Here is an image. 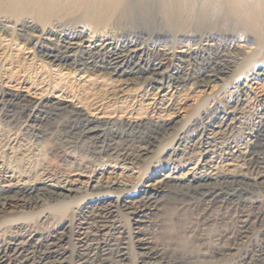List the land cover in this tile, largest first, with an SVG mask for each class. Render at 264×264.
Here are the masks:
<instances>
[{"label":"rangeland","instance_id":"1","mask_svg":"<svg viewBox=\"0 0 264 264\" xmlns=\"http://www.w3.org/2000/svg\"><path fill=\"white\" fill-rule=\"evenodd\" d=\"M256 10L261 13L260 9ZM0 17L7 25L6 32L0 30V90L28 95L34 104L42 101L50 115L47 121H40L42 127L37 128L32 124L33 118L24 115L26 113L17 110L15 120H11L5 110H0V191L40 182L49 189L70 193L66 201L75 200L63 211L54 210L55 202L26 209L16 202L0 206L1 222L19 218L17 214L21 210L29 214L25 215L27 218L23 216L25 219L22 217L24 223L8 221L0 226V245H14L27 237L26 240L30 238L28 242L35 246L45 243L56 231L66 235L59 253L47 256L33 248L26 256L5 258L4 263L101 264L93 255L79 260V252L84 249L80 241L87 234L96 233L89 224L95 225L94 215L86 219L83 216L85 200L82 196L99 188L113 191V196L118 191L146 190L147 194L136 193V198L153 197L144 212L134 214L118 206L104 218V237L113 248L112 260L118 264H264V247L247 252L255 239L264 245V30L261 26L247 29L232 13L225 12L223 19L231 26L210 29L193 24L191 30L195 37L183 41H180L177 28L169 27L171 41L168 45L155 43L160 53L169 51L163 59L166 80L163 86H152L138 80L114 82L90 70L50 64L37 54L30 37L16 35L15 17L9 18L6 10ZM26 28L31 35L37 36L41 25ZM209 32H213L214 37L208 38ZM89 33L87 29L85 35ZM206 43L213 45L207 47ZM186 47L195 48L196 52L186 55L183 52ZM153 58L157 56L152 54ZM213 63L231 65L232 71L203 80ZM176 75L183 80L182 84L176 83ZM214 107H219L220 114L212 121L229 123L230 130L226 138L202 147L195 142L201 132L209 128L204 123L205 116ZM59 110L62 114L55 116ZM77 112L85 113L93 124L105 130L106 140L97 142L98 138H92L84 144L85 134L67 128L68 120ZM153 121H161L172 128L152 146L147 137ZM193 121L202 124L201 131L198 130V135L194 131L186 136L182 140L183 152L170 156L179 135ZM111 127L116 131L112 132ZM33 132L36 133L33 135ZM257 142L263 145L256 152L261 160L253 165L248 162V155ZM110 147H116L115 151H109ZM148 147L151 152L144 155ZM71 178L73 183L67 181ZM236 179L249 180L246 190L249 192L227 196L229 199L220 202H207L195 188L203 181ZM166 183L183 188V195L158 192L157 189ZM110 199L108 202L115 203L116 196ZM251 200L255 201L253 205ZM50 206L51 209L37 215L38 211ZM245 214L249 215L246 226L241 221ZM145 247L147 249H143ZM121 248L125 255L124 260L119 261ZM152 250L160 252V257L150 258V254H144Z\"/></svg>","mask_w":264,"mask_h":264},{"label":"bare ground","instance_id":"2","mask_svg":"<svg viewBox=\"0 0 264 264\" xmlns=\"http://www.w3.org/2000/svg\"><path fill=\"white\" fill-rule=\"evenodd\" d=\"M1 7L6 10V15L9 18L15 17L14 23L15 25H17L16 35L19 37H30L31 40H33L34 49H36L37 54H39L41 57L46 58L47 62H49L50 64L58 63L68 67L74 66V67H79L81 69H86L88 71L90 70L92 71V74L95 73L96 75H98V77H109V79H113L114 82L138 80L140 82H147L152 86L155 85L163 86L164 81L166 80L167 74L166 71L164 70L163 59L165 58L166 55H168L169 51L167 52L165 50L162 51V53H160L158 51L160 48L158 49L155 46V43H161L162 46L168 45V43L171 41V37L169 34L170 31H167L169 27L177 28L176 31L179 32L178 35L179 37H181L180 41H183L195 37V34L193 35V32L191 30V26H193V24L199 27L206 26V28H210V29L211 28L214 29L219 25L220 26L223 25L224 27L231 26V23L226 22L225 19H223L224 13L230 12L234 15V17H236L237 21L245 28L255 30L259 26H261L262 29L264 30V0H0V15L1 12H5V10H2ZM257 8L261 10V13L256 12ZM64 19H66V21H63ZM39 23L41 25L39 35L37 36L31 35L29 32H27L28 30L26 31L27 29L26 27H29L30 25L33 24L39 25ZM6 29H7V25L4 23L2 17H0V30L6 32ZM87 29L90 31L88 36L85 35V31ZM62 32H64V34H62ZM213 35H214L213 32H209L207 37L208 38L214 37ZM177 37H175V39ZM204 45H206L207 47H211L213 44L206 43ZM192 47H186V49H184L183 52L186 55H191L192 53H194V51L196 52V49ZM262 52L263 51H261V53ZM152 54H155L157 58L152 59ZM213 64H214L213 66L212 65L210 66V70H208V73L205 74V76L203 77V80H205L206 78L209 79V78L217 77L219 74L230 73L232 71L231 65L223 66L218 63L216 64L213 63ZM174 78L176 79V83H178L179 85L183 83V80H181L178 75H176ZM92 95H94V93ZM46 107H47L46 103L42 101L39 104L38 103L34 104V102H32L31 98H29L28 95L19 94L16 92L3 90V89L0 90V110L6 111L4 112L6 113L8 119L10 118L11 120H15L16 111L19 110L21 111V113L22 112L26 113L24 115L33 118L32 124L38 128L41 126V125L39 126V122L44 120L47 121L46 119L48 118V116H50L47 114L48 111L46 110ZM60 111L61 110H59V112H56L55 116L60 115V113L62 112ZM219 114H220L219 107H214L212 111L206 113L205 116L206 121L204 123H207L209 128L201 132L200 137L196 140L195 143L197 144L199 143V145L202 144V147L203 146L209 147L219 139L224 137L226 138V135L230 130L229 123L227 124L224 123L223 121H219V122L212 121L213 118L219 117L218 116ZM221 118H223V116H221ZM35 122L36 124H34ZM66 125L67 128L71 130L76 129L80 133L85 134L86 139L83 141L84 144L87 143L88 140L92 138H98L97 142H102L105 139L104 134H107V132L105 130L103 131V129H101L99 125L93 124V122H91V120H89V118L86 117L85 113L83 114L81 112H77L72 120L71 119L68 120ZM200 126H202V124L198 123V121L191 122L190 127L188 126L179 135V138L176 142L177 146L174 149V151L170 153V156L174 157L180 155L183 152V148H181L182 140L189 134L194 133V131H197L196 133L198 135L199 131H201L202 129V127ZM171 128L172 127L170 125L162 123L161 121H155L152 124L151 132L147 137L148 144L153 146L154 142L156 143L159 142V139L164 137V135H167L168 131H170ZM109 129L112 132L116 131V128L114 127H111ZM34 133L36 132H33V135ZM175 136H176L175 138H177V135ZM74 140L75 139H73V141ZM92 145H94V143ZM97 147L99 148L101 146H97ZM261 148H263V145H261V143L257 142L254 144L252 151L248 155L249 156L248 162L250 164L254 165V163L257 162L259 159L261 160L260 156H258L256 153ZM115 149L116 147H110L109 151H115ZM149 152L151 151L149 150L148 147V149H146V152H144L143 154L147 155ZM260 162L262 163V161ZM67 181L69 183H73L74 179L72 178L67 179ZM249 182H250L249 180H244V179H236L232 181L225 180L222 182L203 181L197 184L196 186L195 185L194 186L196 188V191L198 190L197 192L200 193L206 199L207 202L208 201L220 202L226 198L229 199V197L227 196H232L237 193H245V194L248 193L249 191L246 190L247 188H249L250 185ZM182 189L183 188H181L180 186L166 183L160 186L157 189V191L160 193L172 192L178 195L181 194L183 195ZM130 190H126V191L124 190L122 192L118 191L117 194L115 193L116 194L115 195L116 200H114L115 203L108 202V200H111L110 199L111 197H115L112 195L114 194L113 191H109V190L101 191V189L98 188L92 191L90 194H85V196H82L83 200H85L84 202L85 204L82 211L83 216L86 219L90 215L91 217L92 215H94V217H92V220H94L95 225L92 226L91 222H89V224H90V228L96 230L95 231L96 233L95 235L93 233L94 236L92 235L93 236L92 239H91L92 236L87 234L84 237V239L80 241L81 246L84 247V249L83 251L82 250L80 252L78 251L80 256L79 260H82L84 258L88 259L90 256L93 255L100 259L101 264L102 263L118 264L117 261L112 260L113 248L111 247L109 240L107 241V239L104 237L105 235L104 229L106 226L104 218H106L107 214L112 212L118 206L123 207L124 209L128 210L130 213H134V214L140 213L146 207L150 206L149 202L151 201V198H153L151 196L150 197L145 196V198H136L135 195L137 194H141V193L147 194L146 190H140L136 192L137 194L134 192L136 189L129 192ZM70 196H71L70 193H66L62 189H49L47 187H44L43 185H40V182H35L34 184H30L23 188L20 187L11 188V189L9 188L8 190L0 191V206L12 205L14 202H16V204L26 209L32 207L33 205L55 202L56 203L55 206H52L53 208L55 207L54 210L59 211L62 209L63 211L65 210V207H68L70 205L71 202H75V200H70V199L69 201H66V199H68ZM254 203H255L254 200L250 201L251 205H253ZM48 209H51V206L48 208H44L41 211H38L37 215L43 214ZM33 213L35 214V212ZM26 214L27 212L21 210L19 214H17V216L19 215V218H14V219L10 218L11 220L7 219L2 222L0 221V226L2 224H7L6 222L8 221L10 222L13 221L12 223L14 222L24 223L21 222V219ZM23 219L25 218L23 217ZM241 221L243 223H246L244 226L248 225L249 215L248 214L243 215V219ZM21 226H23V224ZM56 233L54 234L53 237L49 239L47 238V241L46 242L44 241L45 243L35 246L31 243V241L30 243L28 242L30 238L26 240L27 237H23L22 241L15 242L14 245H10L9 243L6 245L5 244L0 245V264H3L5 258L8 257H14V259H17L18 257L24 254L26 256V253H29L30 249L32 251L34 250L33 248H36L37 250L41 251L43 254L47 256L55 253H59L60 243L64 241L66 235H64L65 234L64 232H62L61 234L60 233L56 234ZM91 240L93 242H91ZM263 247L264 245H262L261 243L258 242L257 239H255L252 241L251 246L247 250V252L258 251L261 250V248ZM143 249H147V248L145 247ZM159 253L153 250L149 252L148 251L144 252L145 255L150 254L149 257L153 256L155 258L160 257ZM124 255L125 252L121 248L118 254L119 261L124 260L122 258ZM154 261H156V259Z\"/></svg>","mask_w":264,"mask_h":264}]
</instances>
